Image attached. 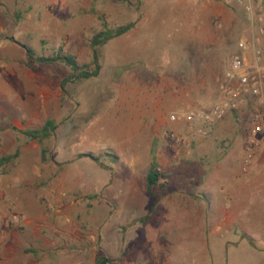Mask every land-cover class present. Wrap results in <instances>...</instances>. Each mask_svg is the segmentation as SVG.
<instances>
[{
    "label": "rangeland",
    "instance_id": "obj_1",
    "mask_svg": "<svg viewBox=\"0 0 264 264\" xmlns=\"http://www.w3.org/2000/svg\"><path fill=\"white\" fill-rule=\"evenodd\" d=\"M251 3L250 14L236 0H0V159L20 152L0 166V264H96L97 254L114 264H264L262 194H252L258 207L249 236L227 252L211 236L212 196L203 190L230 140L244 144L248 171L250 127L264 116V92L257 105L213 124L186 121L188 112H207L222 99L239 43L264 28V0ZM130 23L133 31L102 48L100 75L68 84V96L61 86L69 67L25 65V47L89 64L92 37ZM134 87L145 111L169 94L170 126L122 128ZM49 118L57 129L43 143L50 160L43 162L38 141L13 127L37 129ZM199 128L208 134H195ZM158 153L171 178L151 196L147 175ZM174 203L187 204V223L206 221L162 226L172 222ZM122 209L130 213L126 225L117 219Z\"/></svg>",
    "mask_w": 264,
    "mask_h": 264
},
{
    "label": "crops",
    "instance_id": "obj_2",
    "mask_svg": "<svg viewBox=\"0 0 264 264\" xmlns=\"http://www.w3.org/2000/svg\"><path fill=\"white\" fill-rule=\"evenodd\" d=\"M136 29L138 30L137 33L141 32L139 27ZM137 48L145 49L146 47L143 45L139 47V44H137ZM131 76L126 75L124 77L131 78ZM262 90L263 93L264 80L262 82ZM139 93V87H134L132 91L134 96L130 100L126 99L123 103L127 108L126 111L121 114L122 128L124 130H149L158 133L170 126V121H174V115L171 116L169 112L171 106L169 94H167L166 97L167 103H165L162 97L160 104L153 102L152 106H150V110L145 111L142 107L143 103L140 101L143 100V96H139ZM165 112L167 114H165ZM218 145L222 147L220 143ZM160 153L163 155V151ZM160 153L157 154L158 156H153L157 163ZM217 153L219 155L218 161L212 168L208 176V182L204 185L203 190L208 191L212 196V203L210 206L211 236L214 237L216 243L224 244L223 251L228 252L230 246L232 247L231 244L237 243L239 246L244 243L245 237L248 235L247 233L251 231L249 227H251L250 220L253 218V209L259 206L260 218H264V199L261 203L259 202L258 206L252 207L254 204L251 205L252 194H262V198H264V140L261 141V145L251 165H249L248 171H245V167H243L246 160L245 146L238 140L228 141L226 148L223 146L218 149ZM158 165L162 173L167 174L169 181L171 178L169 169L171 167L167 166L164 160H162L160 164L158 163ZM159 184L163 185L160 181ZM184 195L185 193L182 194L183 197H185ZM172 208L173 209L170 210L172 214H168L167 216H173L170 219L173 223H164L162 226L193 227L197 224L202 226V223L206 221L205 217L207 216L198 218L195 223L193 220L187 223L186 214L187 211L190 210L187 204L174 203ZM129 218H131L130 213L123 209L118 210L117 219L122 223H120V225L128 224ZM247 218H249L248 221ZM235 228H240L241 231L235 233ZM237 234L241 235L236 238Z\"/></svg>",
    "mask_w": 264,
    "mask_h": 264
},
{
    "label": "built area",
    "instance_id": "obj_3",
    "mask_svg": "<svg viewBox=\"0 0 264 264\" xmlns=\"http://www.w3.org/2000/svg\"><path fill=\"white\" fill-rule=\"evenodd\" d=\"M243 5L246 10L252 13L251 0H236ZM239 52L232 58L229 68L221 84L222 99L215 103L207 112L190 111L186 114L188 123L205 121L213 124L221 120L226 114L233 111H241L242 108L257 105L262 96V82L264 80V28L260 27L256 36L251 42L241 41ZM249 132V153L246 164L254 158L261 145V137L264 134V116H256ZM195 134L206 136V128H199ZM170 137H174L173 134ZM176 143H180V138H174ZM247 168H244L246 171ZM161 183H167V179L162 177Z\"/></svg>",
    "mask_w": 264,
    "mask_h": 264
},
{
    "label": "trees",
    "instance_id": "obj_4",
    "mask_svg": "<svg viewBox=\"0 0 264 264\" xmlns=\"http://www.w3.org/2000/svg\"><path fill=\"white\" fill-rule=\"evenodd\" d=\"M220 1V0H216ZM134 23H130L127 25H121L114 28L105 27L103 30L96 33L91 39V48H92V62L89 64L80 65L77 59L73 55H57V56H38L36 52L30 48L25 47L26 51V62L25 65L29 68L35 67L38 64H56L61 63L66 65L72 70V73L62 82V92L64 95H69V90L67 89V85L70 83H77L82 80H90L92 78H96L100 75L102 66H101V50L107 45L112 39L123 36L134 28ZM249 106L252 107V103H249ZM237 111H233L232 113H236ZM57 129V122L53 118L47 119L41 128L37 129H27V130H18L13 127L14 131H18L22 133L26 138L32 141H38V143L42 146L41 148V159L43 162H49V150L46 146L43 145L44 141L49 139ZM19 149L10 155H4L0 159V166L5 167L13 164L15 159L19 156ZM117 159L115 156H113ZM98 161V159L96 158ZM102 165V164H101ZM161 177L167 179V174H163L159 169V165L154 159L151 165V169L147 175V184H146V192L151 196H155L158 192V188L160 187L159 181ZM147 218L143 219V222L146 221ZM36 253V251H32ZM96 264H114V260L110 257L104 256L103 254H97L95 257Z\"/></svg>",
    "mask_w": 264,
    "mask_h": 264
}]
</instances>
